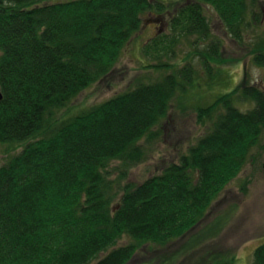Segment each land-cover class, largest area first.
Listing matches in <instances>:
<instances>
[{
    "label": "trees",
    "instance_id": "trees-1",
    "mask_svg": "<svg viewBox=\"0 0 264 264\" xmlns=\"http://www.w3.org/2000/svg\"><path fill=\"white\" fill-rule=\"evenodd\" d=\"M42 1L0 0V146L23 148L0 167V264H127L141 246H167L199 225L261 143L264 77L199 105L205 134L161 173L122 183L147 159L141 141L196 84L191 57L210 75L223 61L208 9L238 41L260 18L250 0H192L175 12L167 0ZM167 13L170 32L143 50L175 57V47L195 36L191 48L202 46L184 64L77 114L61 113L109 76L145 16L163 26ZM253 54L264 67V39ZM117 160L125 169L113 178ZM124 237L131 242L117 246ZM235 262L215 253L206 264ZM253 264H264V243Z\"/></svg>",
    "mask_w": 264,
    "mask_h": 264
},
{
    "label": "rangeland",
    "instance_id": "rangeland-1",
    "mask_svg": "<svg viewBox=\"0 0 264 264\" xmlns=\"http://www.w3.org/2000/svg\"><path fill=\"white\" fill-rule=\"evenodd\" d=\"M56 1L60 0L42 2ZM189 1L192 0H167L165 3L170 9L169 12H175ZM250 2L260 21H254L249 30L244 32L243 41H238L222 24L216 10L208 9L212 38L221 43L223 61L215 65L210 75L198 56H190L196 68V84L187 94L176 96L169 117L155 128L157 134L141 141L145 145L147 159L129 169L128 177L122 180L123 184H141L161 173L170 163L178 161L181 154L205 134L208 126L205 127L198 121L199 105L212 102L214 96L220 93L237 90L246 82L255 84L263 79L264 67L253 61V50L255 43L264 39V0ZM151 16L144 17L141 30L130 40L109 76L83 90L68 108L61 111L62 114H77L134 88L140 81L157 80L164 73L171 72L173 67L184 64L188 51L202 46V42L198 41V46L191 48L192 42L196 40L193 36L182 40L175 47V57H159L155 56V53L146 55L144 44L163 31L170 32L167 22L170 20V13L164 15L163 26L160 25L159 16L156 20ZM238 106L246 110L250 104L242 101ZM11 148L9 145L0 146V167L23 149L22 146ZM122 166L123 163L119 160L111 163L113 178H117L125 169ZM194 237L196 240L193 241ZM130 242L131 239L124 237L117 246ZM263 243L264 135L241 174L214 201L209 213L199 225L167 246H141L127 264H206L215 253L226 254L228 257L235 255V264H253L254 251Z\"/></svg>",
    "mask_w": 264,
    "mask_h": 264
},
{
    "label": "water",
    "instance_id": "water-1",
    "mask_svg": "<svg viewBox=\"0 0 264 264\" xmlns=\"http://www.w3.org/2000/svg\"><path fill=\"white\" fill-rule=\"evenodd\" d=\"M3 98L2 92H1V88H0V100Z\"/></svg>",
    "mask_w": 264,
    "mask_h": 264
}]
</instances>
